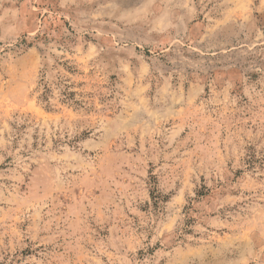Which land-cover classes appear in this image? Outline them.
<instances>
[{
  "label": "rangeland",
  "instance_id": "1",
  "mask_svg": "<svg viewBox=\"0 0 264 264\" xmlns=\"http://www.w3.org/2000/svg\"><path fill=\"white\" fill-rule=\"evenodd\" d=\"M0 264H264V0H0Z\"/></svg>",
  "mask_w": 264,
  "mask_h": 264
}]
</instances>
